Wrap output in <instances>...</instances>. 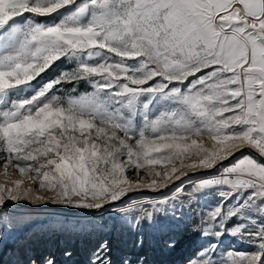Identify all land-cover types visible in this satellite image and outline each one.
<instances>
[{
    "label": "snow or ice",
    "instance_id": "snow-or-ice-1",
    "mask_svg": "<svg viewBox=\"0 0 264 264\" xmlns=\"http://www.w3.org/2000/svg\"><path fill=\"white\" fill-rule=\"evenodd\" d=\"M0 152L31 182L0 183V227L22 201L111 212L55 221L88 241L86 264H146L145 236L174 249L181 222L200 240L188 264H264V0H0ZM184 168L203 174L187 192Z\"/></svg>",
    "mask_w": 264,
    "mask_h": 264
},
{
    "label": "rangeland",
    "instance_id": "rangeland-1",
    "mask_svg": "<svg viewBox=\"0 0 264 264\" xmlns=\"http://www.w3.org/2000/svg\"><path fill=\"white\" fill-rule=\"evenodd\" d=\"M67 67V64H57L52 68L50 76L58 74L60 70L66 69ZM79 90L83 92L90 91L91 89L81 86ZM197 139H203L206 145L209 144L206 136L197 137ZM191 162V160L185 161V163ZM229 162L230 161H226L225 163ZM5 163V154L0 152V183L10 184L11 181L17 179L25 181L22 187L28 186L31 183L25 176L20 175L17 169L11 166L8 169V174L5 175L3 172ZM176 166L179 167V164L177 163ZM171 167L172 165H168L167 169L170 170ZM155 170L163 172L166 169L164 166H156ZM144 171L145 170H141V172ZM182 171L188 173V178L185 180V184L188 185V187L184 189V191L187 192L190 190L191 183L201 178L203 174L197 170L188 168H184ZM128 178L133 182L139 179L140 183L144 184L148 183L151 179H161L162 177H149L147 175H137L136 173L130 172L128 173ZM172 183L177 186L180 185V181H173ZM32 187L34 189L33 196L40 194L45 195L47 198V196L51 195L50 193L42 191L37 193L36 186L32 185ZM171 188L172 184H170L168 188L160 190H150L146 188L133 190L127 194L125 202L128 203L132 200H160L165 196L171 195ZM17 211L28 213V215L24 217L23 222L15 230L0 227V264H17L18 260L21 259V254L26 250L29 251V254L33 252L43 255L53 253L57 264H73L74 260L77 259H82L84 264H86L88 259V248L90 246L88 241L83 236L62 229L55 221L66 217L73 220L77 218H91L100 223L106 222L109 226L112 224L111 212L107 210L103 212L73 210L60 205L43 203L39 206H34L22 201ZM189 227L190 225H186L183 222L173 226L172 235L176 240L174 249L165 248L159 238L154 233L149 232L145 236L144 242L147 252L150 251L149 248L156 246L157 249H161L162 252L166 254L164 262L160 264H188V257L192 255L200 243L199 238L193 232L189 231ZM113 238L118 248H124L131 243L129 234L119 229L113 233ZM225 243L231 244L232 249L235 251L252 250L249 245L232 238H229ZM66 249L72 252L70 258L64 255ZM118 254L119 253H117V255Z\"/></svg>",
    "mask_w": 264,
    "mask_h": 264
},
{
    "label": "trees",
    "instance_id": "trees-1",
    "mask_svg": "<svg viewBox=\"0 0 264 264\" xmlns=\"http://www.w3.org/2000/svg\"><path fill=\"white\" fill-rule=\"evenodd\" d=\"M149 252H147L146 244H144V247L142 249L143 258L146 261V264H160L164 262L165 253L162 252L161 249H157L156 246H153L149 248ZM81 257V256H80ZM82 258V257H81ZM73 264H84L82 259L74 260Z\"/></svg>",
    "mask_w": 264,
    "mask_h": 264
}]
</instances>
